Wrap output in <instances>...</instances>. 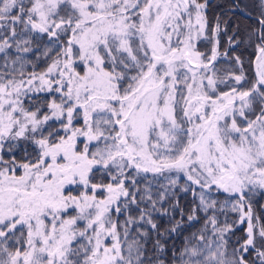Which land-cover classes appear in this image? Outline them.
Instances as JSON below:
<instances>
[{
	"label": "snow or ice",
	"instance_id": "snow-or-ice-1",
	"mask_svg": "<svg viewBox=\"0 0 264 264\" xmlns=\"http://www.w3.org/2000/svg\"><path fill=\"white\" fill-rule=\"evenodd\" d=\"M207 8L0 0V264H264V0Z\"/></svg>",
	"mask_w": 264,
	"mask_h": 264
},
{
	"label": "trees",
	"instance_id": "trees-1",
	"mask_svg": "<svg viewBox=\"0 0 264 264\" xmlns=\"http://www.w3.org/2000/svg\"><path fill=\"white\" fill-rule=\"evenodd\" d=\"M208 8H207V16L209 21L214 20L213 15H216L215 21L217 18L220 19L221 26L227 27V34L222 33L220 38L223 39L227 44L228 36L232 34L233 31L239 30L242 33L243 26L246 24L247 28L252 23L249 18V13L255 14V10L253 8L254 0H235V3L231 0H207ZM233 8H230L232 7ZM241 13L247 14V17L240 16ZM226 22V23H225ZM191 197H187L186 199L182 196L181 203H186L187 200H190ZM253 210L257 215L264 216V195H256L253 197ZM231 218V214H230ZM223 219V217H222ZM243 227V226H242ZM241 233H237L240 235ZM171 243V241H170ZM177 246L180 245L181 239L177 238L175 240Z\"/></svg>",
	"mask_w": 264,
	"mask_h": 264
},
{
	"label": "flooded vegetation",
	"instance_id": "flooded-vegetation-1",
	"mask_svg": "<svg viewBox=\"0 0 264 264\" xmlns=\"http://www.w3.org/2000/svg\"><path fill=\"white\" fill-rule=\"evenodd\" d=\"M231 1L235 3V0H231ZM230 8H233V6L230 7ZM242 16L247 17V14H245V13H241V12H240V16H239V17H242ZM213 18H214V20L209 21L210 23H214V22H215L216 15H213ZM246 29H247V26H246V24H245V25L243 26L242 33H243ZM220 39H221V38H220ZM227 40H228V39H227ZM221 43H222L223 45H226V42H225L223 39H221ZM244 55L247 56L248 53L245 52Z\"/></svg>",
	"mask_w": 264,
	"mask_h": 264
}]
</instances>
